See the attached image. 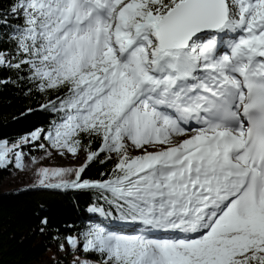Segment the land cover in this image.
<instances>
[{
    "label": "snow or ice",
    "instance_id": "obj_1",
    "mask_svg": "<svg viewBox=\"0 0 264 264\" xmlns=\"http://www.w3.org/2000/svg\"><path fill=\"white\" fill-rule=\"evenodd\" d=\"M4 68L17 78L0 84L61 94L41 105L58 117L47 130L0 140V169L42 137L83 150L78 168L41 167L38 186L99 190L106 206L89 211L135 226H91L73 248L98 264H264V0H13Z\"/></svg>",
    "mask_w": 264,
    "mask_h": 264
},
{
    "label": "trees",
    "instance_id": "obj_2",
    "mask_svg": "<svg viewBox=\"0 0 264 264\" xmlns=\"http://www.w3.org/2000/svg\"><path fill=\"white\" fill-rule=\"evenodd\" d=\"M12 2L0 0V5L7 9ZM9 78L16 81V71L0 69V80ZM60 94H44L35 90L33 85H21L19 82L0 84V140L8 141L11 147L36 129L47 130L58 117L41 105ZM39 143L43 141L24 144L20 148L34 155L42 154L45 149L39 148ZM83 144H88L87 138ZM99 147L100 141L94 140L92 150ZM103 158L104 154L101 153L100 159ZM114 163V160L104 164L95 161L86 169L84 178L92 181L106 179L104 174L109 172ZM13 167L14 162L0 169V183ZM104 195L96 189L47 188L37 185L1 192L0 264H35L50 250L52 242L62 243L70 236L81 237L83 232L94 225L107 226L106 219L93 218L87 212L90 205L106 206ZM44 220L47 223H43ZM82 253L95 261L100 260L97 254L84 252L83 249ZM65 263V258L53 261V264Z\"/></svg>",
    "mask_w": 264,
    "mask_h": 264
},
{
    "label": "rangeland",
    "instance_id": "obj_3",
    "mask_svg": "<svg viewBox=\"0 0 264 264\" xmlns=\"http://www.w3.org/2000/svg\"><path fill=\"white\" fill-rule=\"evenodd\" d=\"M41 141L45 144V150L42 154L34 155L31 151L24 148L14 149L13 152L9 153V159L14 162V167L11 170V173L0 183V193L4 191H8L14 188H29L34 185L38 186V170L41 167L47 168H67L73 167L78 168L83 165L86 161V153L82 150L77 156H73L72 154L65 153L61 155L58 150L51 148L48 145V142L41 138ZM23 151L24 153V169H17L15 167V152ZM50 153V154H49ZM132 154H139L137 151L133 150ZM35 158V159H33ZM55 182V181H54ZM104 205L96 206L101 207ZM93 206L90 205L87 208V212L93 217L98 219H106L111 228H116L114 225L116 224V220L111 219L109 217H105L100 213H94L89 211ZM115 214H113V217ZM70 237H78V236H70ZM68 238V237H67ZM67 238L62 241H54L51 243L50 250L44 255V257L37 261L35 264H53L55 259L65 258V264H79L80 261L88 260L94 262L95 260L83 255L82 247L73 248L69 243ZM63 245V248H61ZM99 261V260H98ZM98 261L97 262L98 264Z\"/></svg>",
    "mask_w": 264,
    "mask_h": 264
},
{
    "label": "bare ground",
    "instance_id": "obj_4",
    "mask_svg": "<svg viewBox=\"0 0 264 264\" xmlns=\"http://www.w3.org/2000/svg\"><path fill=\"white\" fill-rule=\"evenodd\" d=\"M114 227H116V228H124L127 231H134L135 230V226L134 225L126 224V223L118 222V221H116V224L114 225Z\"/></svg>",
    "mask_w": 264,
    "mask_h": 264
}]
</instances>
